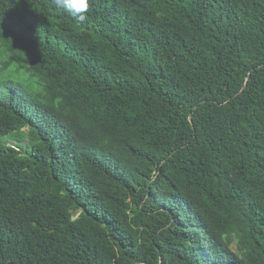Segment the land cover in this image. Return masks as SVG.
Here are the masks:
<instances>
[{
  "label": "trees",
  "instance_id": "1",
  "mask_svg": "<svg viewBox=\"0 0 264 264\" xmlns=\"http://www.w3.org/2000/svg\"><path fill=\"white\" fill-rule=\"evenodd\" d=\"M262 48L264 0H0V264H264Z\"/></svg>",
  "mask_w": 264,
  "mask_h": 264
},
{
  "label": "clouds",
  "instance_id": "2",
  "mask_svg": "<svg viewBox=\"0 0 264 264\" xmlns=\"http://www.w3.org/2000/svg\"><path fill=\"white\" fill-rule=\"evenodd\" d=\"M54 9L68 12L83 21L89 11V0H51Z\"/></svg>",
  "mask_w": 264,
  "mask_h": 264
},
{
  "label": "rangeland",
  "instance_id": "3",
  "mask_svg": "<svg viewBox=\"0 0 264 264\" xmlns=\"http://www.w3.org/2000/svg\"><path fill=\"white\" fill-rule=\"evenodd\" d=\"M257 55H259V56H263V55H264V49H263V48L260 49V50L257 52ZM233 249H235L234 246H233Z\"/></svg>",
  "mask_w": 264,
  "mask_h": 264
}]
</instances>
